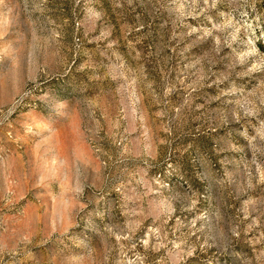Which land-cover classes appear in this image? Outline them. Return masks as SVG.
Instances as JSON below:
<instances>
[{
	"label": "rangeland",
	"instance_id": "1",
	"mask_svg": "<svg viewBox=\"0 0 264 264\" xmlns=\"http://www.w3.org/2000/svg\"><path fill=\"white\" fill-rule=\"evenodd\" d=\"M0 264H264V0H0Z\"/></svg>",
	"mask_w": 264,
	"mask_h": 264
}]
</instances>
